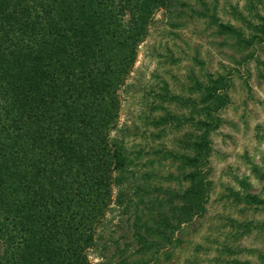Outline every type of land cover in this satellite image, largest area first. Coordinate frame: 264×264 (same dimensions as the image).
<instances>
[{"label": "trees", "instance_id": "1", "mask_svg": "<svg viewBox=\"0 0 264 264\" xmlns=\"http://www.w3.org/2000/svg\"><path fill=\"white\" fill-rule=\"evenodd\" d=\"M158 9L172 29L205 16L184 0H0V264H89L84 252L94 246L113 188L140 256L173 244L174 233L205 212L202 167L209 113L226 102L222 76L197 87L199 100L187 104L188 121L204 131L182 142L184 152L168 153L179 161L183 190L152 188L147 172L125 170L123 145L109 138L116 92ZM257 20L251 28L264 46V18ZM212 25L238 44L252 40L229 24ZM232 196L264 205L250 194Z\"/></svg>", "mask_w": 264, "mask_h": 264}, {"label": "rangeland", "instance_id": "2", "mask_svg": "<svg viewBox=\"0 0 264 264\" xmlns=\"http://www.w3.org/2000/svg\"><path fill=\"white\" fill-rule=\"evenodd\" d=\"M184 1L205 16L186 17L172 29L165 11H155L116 92L118 119L109 138L123 145L125 170L136 176L147 172L152 188L183 190L187 182L179 161L168 153L184 152L182 142L204 131L188 121V105L199 100L197 87L202 90L209 79L222 76L226 102L209 113L214 120L208 124L209 154L202 167L209 183L205 212L183 224L173 244L140 256L128 229L129 211L116 204L113 188L94 246L84 252L89 264H257L264 256V205H246L232 196L250 194L264 202V81L258 78L259 72L264 75V46L251 28L264 18L262 0ZM212 20L252 40L238 44L234 37L218 35Z\"/></svg>", "mask_w": 264, "mask_h": 264}]
</instances>
